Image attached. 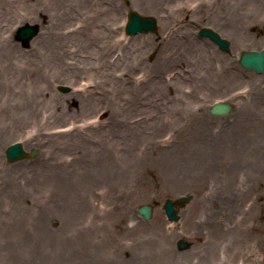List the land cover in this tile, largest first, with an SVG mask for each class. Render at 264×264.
<instances>
[{
  "label": "rangeland",
  "instance_id": "obj_1",
  "mask_svg": "<svg viewBox=\"0 0 264 264\" xmlns=\"http://www.w3.org/2000/svg\"><path fill=\"white\" fill-rule=\"evenodd\" d=\"M72 2L74 17L57 0L39 20L8 31L28 55L33 39L24 46L16 38L25 23L50 41L56 33L73 38L60 66L50 67L42 124L0 139V264H264V72L239 62L243 50L264 49V0ZM131 9L157 17L158 31L128 35ZM203 26L229 39L230 50L199 37ZM220 99L235 106L229 115L211 113ZM137 123L136 164L110 171ZM75 130L82 134L66 138L69 147L53 140ZM244 130L247 158L234 147ZM15 141L38 153L8 160ZM104 146L109 154L97 158ZM210 148L214 173L169 175L174 165L199 167L191 160L207 161ZM91 161L103 173L83 186L79 165ZM182 195L192 198L170 220L163 204ZM145 203L150 219L138 213ZM180 239L191 247L179 249Z\"/></svg>",
  "mask_w": 264,
  "mask_h": 264
},
{
  "label": "bare ground",
  "instance_id": "obj_2",
  "mask_svg": "<svg viewBox=\"0 0 264 264\" xmlns=\"http://www.w3.org/2000/svg\"><path fill=\"white\" fill-rule=\"evenodd\" d=\"M66 1H68V4L65 5V9L69 10L67 12L68 16H76L78 11L72 7L71 3H73V0ZM48 2L53 5V3H57V0H0V139L16 133L21 127L41 125L45 113L49 110L50 67L52 63L58 67L60 66L63 55L67 53L66 45L72 42L71 38L73 36L56 33L51 35L52 40L50 41L47 40L49 38L45 33L37 34L36 39L33 38L32 40L33 47H31L33 51L28 55L17 46L8 34V31H13L14 25L22 19L39 20L41 15L44 12L46 13ZM87 30L85 29L84 33ZM86 36L88 38V35ZM123 126L127 125L123 124ZM128 127V137L133 142L122 151L120 156L113 158V165L110 167V171L115 169L118 172L120 167H134V164H136L138 151L133 147L136 146V142L140 139L141 133L139 131L143 130L144 125L137 123L128 125ZM117 128L120 129V127ZM209 130L210 126L207 127V134ZM81 134L80 130H75L73 133L55 136L53 140L61 139L60 141L66 145L64 147H69L73 142L66 140V138ZM239 137L241 141H238L234 147L243 157L247 158L246 153L250 140L246 130L242 131ZM210 151L211 154L207 155V161L196 157L195 160H191L199 164V167H193L185 171L178 170L179 166L174 165L172 168L175 170H171L169 175L176 180L182 181L191 178L195 174L194 170L203 169L205 174L214 173L217 151L216 148H210ZM108 154L109 150H105L104 146L98 151L97 158H105ZM186 164V161L181 162V165ZM29 166L23 164L19 168L29 172L34 169H40V167H33L32 165L28 168ZM79 167L81 170L80 175L83 174L84 176H82L85 178V180H82V183L84 182L83 186L91 183L89 180L95 176L96 178H101L103 173L100 163L98 164L94 161L89 163L82 162ZM92 171H94V175H88ZM200 206L207 211V199H202ZM4 215L6 214L0 213V218ZM5 226L6 224H3V228Z\"/></svg>",
  "mask_w": 264,
  "mask_h": 264
},
{
  "label": "water",
  "instance_id": "obj_3",
  "mask_svg": "<svg viewBox=\"0 0 264 264\" xmlns=\"http://www.w3.org/2000/svg\"><path fill=\"white\" fill-rule=\"evenodd\" d=\"M40 27L38 24L25 23L18 27L16 32L17 40L21 41L24 46H29L31 40L39 32ZM125 31L129 35L136 34L138 32H156L157 31V19L153 15H144L136 10H130L127 14V22L125 24ZM198 35L200 37H208L215 42L223 51H229L231 42L223 37L218 31L211 27H202L199 30ZM239 62L247 69H253L258 73L264 72V49L261 50H244L242 51ZM60 89L68 91L67 86H61ZM234 109V106L227 101H217L211 107L210 111L216 115H229ZM38 150L33 148L31 151H27L21 141H16L9 145L6 149V156L10 161H16L23 159L27 156H35ZM192 198V195H182L175 199H166L163 208L170 220H178V208L177 206L184 205ZM138 213L145 219L152 217V205L142 204L138 208ZM192 245L191 242L180 239L178 241L179 249H187Z\"/></svg>",
  "mask_w": 264,
  "mask_h": 264
}]
</instances>
